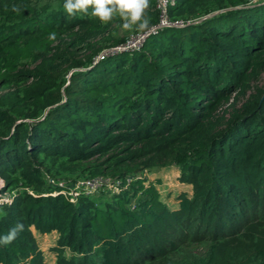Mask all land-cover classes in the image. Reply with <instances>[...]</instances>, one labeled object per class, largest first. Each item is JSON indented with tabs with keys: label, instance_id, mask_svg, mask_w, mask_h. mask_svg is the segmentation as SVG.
I'll use <instances>...</instances> for the list:
<instances>
[{
	"label": "trees",
	"instance_id": "1",
	"mask_svg": "<svg viewBox=\"0 0 264 264\" xmlns=\"http://www.w3.org/2000/svg\"><path fill=\"white\" fill-rule=\"evenodd\" d=\"M64 4L0 0V236L24 225L0 264H47L33 229L58 233L55 264H264V240L236 242L264 223V0H167L181 26L100 60L123 21ZM159 166L192 187L174 206L137 176ZM71 174L118 191L72 200Z\"/></svg>",
	"mask_w": 264,
	"mask_h": 264
},
{
	"label": "rangeland",
	"instance_id": "2",
	"mask_svg": "<svg viewBox=\"0 0 264 264\" xmlns=\"http://www.w3.org/2000/svg\"><path fill=\"white\" fill-rule=\"evenodd\" d=\"M162 2V0H161ZM123 24V22H122ZM122 24L114 29L113 33L117 37H127L130 39H135L136 34L139 31H135V28L132 30H125L122 27ZM114 51H116V47L108 46L100 51V53L95 57V59H103L107 56H111ZM83 54V53H82ZM254 84L258 86L264 85V73L262 74L259 81H256ZM180 171L175 166H159L152 168L151 170H144L138 173V177L146 178L148 181L156 182V189L160 193L161 200L164 201L169 206H174L176 204V196L182 192L192 193L191 185H186L181 183L178 180V176ZM82 175L71 174L65 176L62 181L66 183L70 188L73 187V184L77 180H81L86 177H80ZM148 183V182H146ZM113 183L106 182L103 186L99 188L98 191L92 193V196L99 200V202L104 201V199L110 196V193L114 191H118V188L113 186ZM8 195L4 196L7 198ZM39 246L41 250L44 252L45 261L47 264H55L56 263V255L51 249L57 241L58 233L56 231L41 235L38 232H35ZM243 237L241 240H237L236 242H242L246 245L253 244L256 238H260L264 240V223L255 224L253 229H250L248 232L242 233ZM209 245L206 242H198V243H187L181 247L182 254H174L172 258L174 260H178L183 258L184 256H188L186 258L200 257L204 256L208 251ZM182 255V256H181ZM185 258V257H184Z\"/></svg>",
	"mask_w": 264,
	"mask_h": 264
},
{
	"label": "clouds",
	"instance_id": "3",
	"mask_svg": "<svg viewBox=\"0 0 264 264\" xmlns=\"http://www.w3.org/2000/svg\"><path fill=\"white\" fill-rule=\"evenodd\" d=\"M89 7L92 9L90 15L98 18L101 23L106 24L118 15L125 30L135 28L138 31H146L150 28L151 18L147 15L150 0H65L64 4V9L69 15H75L76 12L87 13ZM12 10L20 11L16 6H13ZM49 38L54 40L55 33L50 34ZM12 202L11 199L0 198V205H11ZM23 230L24 225L17 223L6 235L0 236V244H11Z\"/></svg>",
	"mask_w": 264,
	"mask_h": 264
},
{
	"label": "built area",
	"instance_id": "4",
	"mask_svg": "<svg viewBox=\"0 0 264 264\" xmlns=\"http://www.w3.org/2000/svg\"><path fill=\"white\" fill-rule=\"evenodd\" d=\"M158 6L162 11V16L160 18V22L157 25H154L150 27L146 31H139L135 39H127V41L119 46L116 47V50H121V49H135L139 48L143 41L147 38L149 34H154L157 33L158 30L162 27L165 26H181L183 23L182 21H177V22H171L167 16H166V5H167V0H158ZM106 182L110 183V180L108 178L104 177H93V178H83L81 180H77L74 184L73 187L68 188L67 193L72 197V200H74L80 193H83L85 195H92L95 191H98L101 186H103Z\"/></svg>",
	"mask_w": 264,
	"mask_h": 264
},
{
	"label": "crops",
	"instance_id": "5",
	"mask_svg": "<svg viewBox=\"0 0 264 264\" xmlns=\"http://www.w3.org/2000/svg\"><path fill=\"white\" fill-rule=\"evenodd\" d=\"M33 231H34V233L36 232V230H35V229H33Z\"/></svg>",
	"mask_w": 264,
	"mask_h": 264
}]
</instances>
